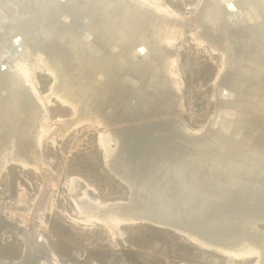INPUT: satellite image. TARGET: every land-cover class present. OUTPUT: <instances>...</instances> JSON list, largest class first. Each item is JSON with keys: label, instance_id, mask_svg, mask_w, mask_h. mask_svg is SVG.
I'll use <instances>...</instances> for the list:
<instances>
[{"label": "water", "instance_id": "95a60500", "mask_svg": "<svg viewBox=\"0 0 264 264\" xmlns=\"http://www.w3.org/2000/svg\"><path fill=\"white\" fill-rule=\"evenodd\" d=\"M62 1L59 0L60 7L64 4ZM203 1L204 5L210 6L209 10L214 8L212 1L218 4L223 10L222 22L232 29L223 30L222 24L220 33L223 39L230 33L231 42L236 43L230 44L224 39L227 53L223 62V71L229 76V83L234 82L236 91H233L232 86H219L216 96L220 106L199 128L191 127L181 119L177 108L178 101L180 106V93L172 87L170 79L162 77L160 74L163 73L152 75L153 72H149L146 79L145 71L139 70L144 63L139 60L150 59L151 51L145 43L136 42V38H131L132 35L123 36L124 33L120 34V31L116 42L112 44L101 38L96 40L94 34L83 38L86 35L82 34L80 29L76 28L77 32L72 33L65 23H62V27L69 34L64 35L66 38L60 36L59 39L70 44L68 38L71 36L79 45L70 48H76L79 57L83 56L97 66L88 86L78 85L77 92L79 91V95L84 94L83 97L88 101L102 83L100 102L103 101V108L96 106L92 111L86 107L89 105L87 101L83 104L75 97L74 101L78 103L77 112L79 115L87 112L83 113L84 118L91 120L96 115L94 112L98 110L105 124L117 135L114 152H119L126 167L124 172L118 171L113 168L111 158L106 161L108 170L103 164L110 176L129 189L126 200H115L109 209L91 206L93 210L101 216L106 213L117 214L132 218L138 225L198 236L218 247L227 244L222 236L220 222L234 221L226 219L233 216L226 211L230 208L237 210L236 206L250 202L247 190L235 198L237 187L249 186L253 178L263 179L264 174V78H260L264 75V0H226L230 6L223 4L221 0ZM68 10L73 12L72 8ZM246 11L257 14L258 19L247 21L243 14ZM42 14H45V11ZM46 14H49L48 11ZM35 16L42 19L40 14ZM193 16L194 13L189 15L192 22ZM243 30L247 31L248 37L241 39L240 33L244 32ZM24 31L25 34H21V37L9 19L0 18V56L4 51L7 52L4 57H0V109L11 112L12 115L13 110L27 112V109L35 108L40 113L39 118H47L42 105L35 98L31 84L18 75L13 77L12 59L17 58L25 47L32 53L41 51L46 38L40 33L41 28L38 30L28 27ZM5 34L10 36V45ZM96 48L105 49L106 56L99 58ZM78 61L79 67L74 72L82 83L80 77L84 72L80 65L83 61ZM132 62H137L133 63L137 68L128 69V65H133ZM123 64L126 68H122ZM160 68L159 66L155 70ZM131 72L134 76L129 74ZM85 75L88 79V75ZM140 78L148 82H142L144 80ZM261 79L262 82H258ZM149 80L152 86L147 90ZM120 81H125L124 85L129 94L123 95L119 92ZM164 83L170 87L168 96L166 91L161 90ZM114 85L117 86L115 91ZM244 85L248 87L246 92ZM142 99L153 106L147 109L138 106V101ZM156 103L159 106L155 107ZM8 118L10 117L7 115L4 119L0 118V130L12 127ZM68 119L73 120L71 117ZM6 123L9 126L4 127ZM18 123L17 127H12L15 132L20 130V125H24L21 119ZM36 133L37 125L31 139L29 136L25 138L28 144L21 146V149L14 153L12 149L10 156L2 157L5 155L1 154L0 171L5 168L4 161L7 165L13 159H18L21 155L25 157L30 152L39 159L40 147L36 145ZM257 167L261 168V172L252 173ZM147 184H150L151 188ZM249 187H253V184ZM159 192L162 202L167 205L179 203L181 207H187V214L182 216L179 211L167 212L163 209L160 212L164 213L160 214L156 208L146 203L154 199ZM136 207L141 210L136 212ZM131 209L136 212L132 213L135 217L127 215L131 214L126 213ZM260 219L256 220V225L258 223V226H263V220ZM235 223L238 224L237 221ZM257 229L264 232L260 228Z\"/></svg>", "mask_w": 264, "mask_h": 264}, {"label": "bare ground", "instance_id": "6f19581e", "mask_svg": "<svg viewBox=\"0 0 264 264\" xmlns=\"http://www.w3.org/2000/svg\"><path fill=\"white\" fill-rule=\"evenodd\" d=\"M62 2L64 4L60 7L59 4L61 3H59V0H0V18L6 17L9 19V21L13 23L16 33L19 32L20 36L22 37L21 34H25L24 29L28 27H34L38 30L41 28L40 33H43L46 37L41 51L32 53L29 48L25 47L23 51L19 53L17 58L12 59L11 62L13 65V77L14 75H18L24 79L25 82L31 84V87L35 91V98L38 99L39 103L42 105L45 115L48 116L46 105L50 106V101L52 98H54L56 102L71 110L70 117L73 119L62 120L61 118H58L56 123L49 125L48 117L39 118L40 113L35 108H29L27 109V112L13 110L12 115H10L11 112H7L6 110L1 111L0 109V118L4 119V117L6 118V115L9 116L10 118L7 120H10L9 125H12V127H17L19 125V119L24 121V125H20V130L16 132L14 131L15 128L13 129L7 125V123L3 125L4 127H9H7V129L5 128V130H0V142H2L0 143V156H2L1 154L5 155L2 157L10 156L12 149L14 153V151H17V149L20 150L21 146H24L26 143L28 144L25 138L29 136V139H31V136L34 135L33 131L35 130L36 125L37 133L35 141L36 145L41 147V143L45 138L49 139V141L53 144L56 138L62 140L70 130L75 129L78 125L88 122V127L91 125L102 128V131H99L97 134L96 145L102 152V163L105 165L106 169L108 170L109 168L106 166V161H108L110 158L113 160V168L120 172H124L126 169L124 161L121 160L119 152H114L117 135H114L112 129H110L109 126L105 124V120L100 117L98 110L94 112L96 115L91 120L84 118L83 113L85 111L81 115H79L77 112L78 103H75L76 100L74 98L78 97L83 104L84 101H87V98L83 97L84 94L79 95V91L77 92V87L80 84L82 87L88 86L91 77L94 76L93 73L97 69V66L91 63L89 59L87 60L86 58H83V56L79 57V53L76 52L77 49L74 48L76 46L78 47L79 43L71 36L68 38V40L71 42L70 44H68V42L63 43V40L59 39L60 36L65 37L64 35L69 34L65 28L63 29L62 26L64 25L62 23L66 24L67 29L70 27L69 31L72 33H75L76 28L80 29V32L86 35L83 36V38H87L88 34H94L96 40L101 38L109 44L116 42V36H118L119 31L120 34L124 33L123 36L132 35L131 38H136V42L145 43L148 46L149 51H151L149 60H139L140 62H144L141 64L139 70L145 71V78L148 79L149 72H153L152 75L155 73H163L160 75L162 77L165 76V79H170L172 87H174L179 93L182 82L177 71L178 56L176 53V43L179 39H181V37L184 36L186 31H190L189 38L193 44H196L209 53L219 54L221 57L220 66L212 84L213 90H215V94L212 95L211 98V101L215 106H213V111L220 106V101L216 96L219 86H232L233 91H236L234 82L231 81L229 83V76H227V74L223 71V62L225 60V54L227 53L225 40L230 44L236 43L231 42L230 38L232 36L230 35L229 37L230 33L224 37L225 40L221 37L220 28L221 25L224 24L222 22L223 10L213 1L211 3L214 8L209 10V5H204L203 0H197V8L189 14L191 15L194 13V22H192L191 19L189 20V15L181 16L170 10L158 0H65ZM221 2L227 6H230L227 4L226 0H221ZM70 8L73 9V12L68 10ZM44 11L45 14H42ZM47 11L49 13L48 15L46 14ZM12 13L15 15L13 16ZM39 14L41 15L42 19H40V17L36 18L35 15L39 16ZM243 14L244 19L247 21L258 19L257 14L251 11H246V13ZM29 24L32 25L30 26ZM226 26L227 24H224L223 30H232ZM262 29L264 30V28ZM243 31L244 32L240 33L241 39L248 37L247 31ZM54 32H56L57 35H55ZM5 36H8V34H5ZM8 39V43L10 45L12 43L10 36H8ZM124 42L125 40L123 43ZM71 46L74 47L70 48ZM96 52L101 59L106 56L105 49L100 50L99 48H96ZM5 54H7L6 51H4L0 57H4ZM136 57H138V55H136ZM78 60L83 61L81 62L82 65H80L82 72H84L82 77H80L82 83L77 79V75L74 72L75 69L77 70L79 67ZM137 62H132L131 64ZM135 65L136 64H133L132 66L128 65L127 68H135ZM159 66L163 70L161 68L155 70ZM124 67L126 68V66L123 64L122 68ZM33 71L43 72L51 78L48 93H38L35 81L31 77ZM132 72L134 71L132 70ZM132 72L129 74L134 76ZM85 73L88 75V79H86ZM260 78H264V75ZM141 80L144 79L142 78ZM145 81L148 82V80H144L142 82ZM259 81L262 82V79L258 80V82ZM124 82L120 81L118 83L119 92L123 95H127L129 94V90L127 89L126 91V85H124ZM150 83L152 82L149 80V89L147 90L151 89L152 84ZM101 84H99L97 89H95L92 94L95 98L92 97L87 101L89 105L86 107L88 109L91 108L90 110L96 108V106L97 108H103V101L101 100L100 102V97H102L100 92V89L102 88ZM164 84L161 86V90L166 91L165 94H169L170 87H168V84H165V86ZM247 88L248 87L245 86L244 92L247 91ZM116 89L117 86L114 85L113 91ZM167 96L166 98H168ZM172 102L174 103V99ZM181 103L182 100L180 101V105ZM177 104L180 114L181 106H179V101ZM138 106L147 109L153 105H149L148 101L142 99L138 101ZM154 106L157 107L159 105L156 103ZM26 114H28V116ZM202 126L203 125H200L197 128ZM9 164H14L24 170H31L37 173L43 179L44 183H42L44 185L45 183L47 184L48 180L54 181V183H49L48 187L51 186L52 189L56 188V178L52 179V177H50L47 163L39 161V159H37L36 156L31 152L25 157L21 155L18 157V159H13ZM4 165L5 167L7 166L5 161ZM260 172L261 168L257 167L256 169H253L252 173ZM48 177L51 179H48ZM77 180V178L71 177L66 182L67 188H69L71 192L74 190V186H76V183L78 182ZM252 184L253 187H249ZM149 185L150 184H147V186L151 188ZM249 186L242 185L241 187H237L235 198L238 197L242 191L247 190V196L249 197L250 202L241 203V205L236 206L237 210L230 208L226 211V213L229 212L233 215L231 218L229 216L226 219L234 220L233 222L226 223V221L222 222L223 220L220 222V229L224 240H226V246L224 245L214 247L210 242L204 240L203 238L201 239L198 236L183 234L180 232L173 233L181 236L184 238V240L199 248L200 250L211 251L219 255V257L224 259V264H230V262L233 261H239L247 264H249L248 262H250V264H264V232H260V230L257 229L259 228L258 223L256 225V220L258 221L259 218L263 220L262 223L264 224V174L263 179L257 180L253 178L252 183ZM40 187V189H43L44 186L41 185ZM80 192L82 193V191ZM84 192L86 193V191ZM160 196L161 195L159 192L156 194L154 199L148 200L146 203L150 204L153 208H156L160 214L164 213L160 212L162 209L167 212L179 211L181 212L182 216L187 214V207H181L179 203L167 205L162 202ZM85 198L80 200L81 203L72 198V202L75 205V211L73 210L74 214H70L69 217L72 222L87 226H102L109 234H111L110 236L112 239L121 234V226L138 225L133 221L132 218L122 217L117 214L114 215L112 213H106L101 216L91 207L99 206L101 208L107 207V209H109V206L113 205L116 201L102 203L99 201V199H88V201L90 200L88 202ZM53 207V201H51L49 202L48 208L43 207L44 210L42 212H38V215L39 213L44 214L50 211ZM144 208L150 210L147 207ZM134 209L136 212L141 210L139 207ZM134 209L127 211L126 213H131L127 215L130 217H135L132 214ZM125 211L126 210L123 212ZM30 214L28 213V216L26 217L27 220L21 217L23 220L22 227L27 229L23 235L18 237L19 241L23 245L22 258L12 264H29V261L32 263L33 260H37V262L40 264H60L57 255L47 252L46 241L44 240L43 235L41 233V235L37 233L36 228L32 227L33 225H30V223L34 222V215L33 213ZM38 215H36V218L38 217V220L36 219V223L39 222L38 227H45L43 217L40 215L39 217ZM206 220L208 221V219ZM236 221L238 223L237 225L235 223ZM42 230H44V228ZM4 263L5 262H1V264Z\"/></svg>", "mask_w": 264, "mask_h": 264}, {"label": "rangeland", "instance_id": "374dc122", "mask_svg": "<svg viewBox=\"0 0 264 264\" xmlns=\"http://www.w3.org/2000/svg\"><path fill=\"white\" fill-rule=\"evenodd\" d=\"M158 1L181 16L197 8V0ZM189 33L186 31L176 43L177 71L182 82L180 117L197 128L213 113L212 84L221 57L193 44ZM31 77L39 94L48 93L51 83L48 75L33 71ZM46 110L49 125L56 123L58 118L63 120L71 116V110L54 98L50 106L46 105ZM87 123L70 130L62 140L56 138L53 144L46 138L41 143L39 161L47 163L50 177L56 178L55 189L48 187L54 181L48 180L44 185L37 173L14 164L0 172V264H12L22 258L23 245L18 237L27 230L22 227L21 217L27 220L28 213L34 215L30 225L43 235L47 252L57 255L60 264H224L219 255L200 250L166 229L149 225L121 226V234L112 239L102 226L80 225L69 219L75 211L72 198L79 203L85 197L87 201L99 199L104 203L125 201L128 196V189L110 176L102 163V152L96 145L97 134L102 128L88 127ZM71 177L78 179L76 190L72 192L66 183ZM51 201L54 207L44 214L39 213L45 222V227L40 228L36 215L48 208ZM259 228L264 230V225Z\"/></svg>", "mask_w": 264, "mask_h": 264}, {"label": "flooded vegetation", "instance_id": "af4514ba", "mask_svg": "<svg viewBox=\"0 0 264 264\" xmlns=\"http://www.w3.org/2000/svg\"><path fill=\"white\" fill-rule=\"evenodd\" d=\"M31 261H29V264H40L37 262V260H33L32 263H30ZM42 264V263H41Z\"/></svg>", "mask_w": 264, "mask_h": 264}]
</instances>
